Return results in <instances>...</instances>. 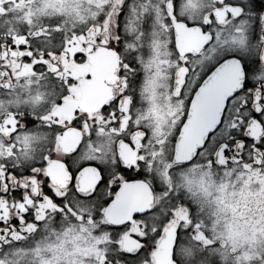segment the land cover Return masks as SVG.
Listing matches in <instances>:
<instances>
[{
  "label": "snow or ice",
  "instance_id": "1",
  "mask_svg": "<svg viewBox=\"0 0 264 264\" xmlns=\"http://www.w3.org/2000/svg\"><path fill=\"white\" fill-rule=\"evenodd\" d=\"M0 264H264V0H0Z\"/></svg>",
  "mask_w": 264,
  "mask_h": 264
}]
</instances>
